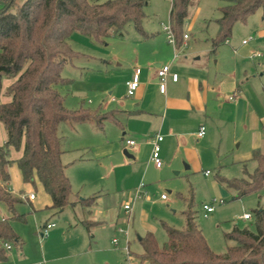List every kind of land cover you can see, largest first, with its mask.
<instances>
[{"label":"crops","instance_id":"obj_1","mask_svg":"<svg viewBox=\"0 0 264 264\" xmlns=\"http://www.w3.org/2000/svg\"><path fill=\"white\" fill-rule=\"evenodd\" d=\"M163 31L168 42L165 39L157 40L155 34L147 33L150 37L142 36L145 41L150 42L145 48L146 51L131 59L119 56L116 52L105 51L99 54V58L82 53L80 57L99 61L100 74L93 75V78L102 85L104 83L101 89L95 91L94 100L99 104L97 109H94L95 104L94 110L84 106L80 108L113 115L101 129L93 122L75 126H83L82 130L91 137V149L99 148L106 153L99 158L104 165L107 159L110 168V174L104 176L105 178L112 174L116 176L118 170H127L124 178V183L127 182L126 190L123 191L121 205L132 202L134 209L131 217L129 218L126 212L127 219L121 218L120 215L109 217L100 210L96 212L99 206L103 207L102 200L109 195L104 188L99 190V184L91 176L81 175L78 183L82 185V190L74 193V183L69 176V170L75 163L87 160L85 154L90 146L77 144L75 151L79 156L72 162H64L65 153L69 151L63 148L65 138L61 134L64 152L61 159L67 166L66 174L70 179L74 198L82 200L99 194L94 206L95 211L92 213L93 220L98 224L91 234L87 232L82 224L86 218L85 209L80 204L71 209L80 206L81 216L76 219H59V226L56 222L45 220L46 218L41 222L35 217L26 227L11 222L20 238V244L5 243L3 247L6 249L5 245L9 244L11 249H7L8 258L0 261V264H148L139 258L143 253L140 241L146 233L151 232L155 236L157 232V227L148 222L145 212L150 204L151 189L157 186V182L166 184V174L171 171H179V174L184 165L187 170L192 169L193 165L198 163L195 153L200 161L203 158L222 167L221 150L217 151L215 157L209 152L210 147L220 149L224 144V153H227L237 144L239 149L244 145L245 154L248 153V156L244 154L233 160L234 164L242 165L243 170L244 166L247 167L245 162L251 160L254 151L262 152L258 140L264 134V59L250 63L248 55L239 50L240 46H234L230 39L220 44L221 46H214L212 41L206 43L202 49L195 50L188 44L189 37H183L180 44L174 47L169 42L164 28ZM124 37L116 36L107 41ZM107 41L101 46L109 47ZM242 44L247 45L244 41ZM260 46L256 43L254 48ZM254 54L256 53L249 58H253ZM163 65H171V74L179 75L176 82L171 75L167 77L164 94L159 90L160 79L157 74L158 68ZM137 68L141 70L140 85L133 96H128L127 83ZM261 72L263 74L259 77ZM232 96L234 99L230 100ZM86 125L88 127H85ZM201 127H205L203 137L198 136ZM158 134L164 138L161 142L160 155L164 162L161 168H157L151 161L152 142ZM129 139L134 140L136 144L128 145L126 141ZM125 150L128 151L129 157L123 154ZM21 156L20 152L18 158ZM252 166L253 170L255 165ZM141 185V197L136 199ZM173 191H169V194ZM26 200L33 202V209L38 207L36 195L35 199L31 200L28 196ZM161 200L163 203H174L169 197ZM191 200L184 199L183 214ZM44 203H47V199ZM106 219L114 220L112 226H106ZM21 222L27 223V218ZM48 224L55 226L43 236V228ZM123 225H127L125 231L119 228ZM107 231L110 232L108 241L105 239L106 235H103ZM116 234H121L123 239L120 247V244H113V240L117 238L112 236ZM14 246L17 249L15 253L12 252ZM126 247L129 248V256L124 251ZM133 247H136L139 253L131 251Z\"/></svg>","mask_w":264,"mask_h":264},{"label":"trees","instance_id":"obj_2","mask_svg":"<svg viewBox=\"0 0 264 264\" xmlns=\"http://www.w3.org/2000/svg\"><path fill=\"white\" fill-rule=\"evenodd\" d=\"M216 20L217 35L213 45L224 43L237 22L246 21L261 11L264 0H223ZM147 0H0V91L2 79L13 81L6 89L9 102L0 103V122L6 131V142L0 146V202L12 213L0 220V261L8 258L5 243L20 244L11 222L24 220L16 211L23 199L14 195L10 186V167L16 162L25 183L37 179L50 196L51 209L62 212L80 204L86 218L82 224L91 234L98 224L92 213L99 195L75 199L66 165L62 162L60 125L93 122L96 127L112 119L113 113L79 108L70 110L58 87L71 80L62 76L64 67L82 54L74 50V35L79 34L98 45L112 37H123L128 24H134L143 37H150L143 27ZM196 0H171L170 25L180 44L181 30ZM22 150V156L10 159V150ZM254 169L244 166V176L217 180L240 199L264 189V153L254 151ZM197 210L192 200L184 212L185 225L175 229L162 223L167 241L160 247L154 234L141 239L148 264H264V205L253 211L256 230L235 226L225 234L228 243L223 254L213 252L196 221Z\"/></svg>","mask_w":264,"mask_h":264},{"label":"rangeland","instance_id":"obj_3","mask_svg":"<svg viewBox=\"0 0 264 264\" xmlns=\"http://www.w3.org/2000/svg\"><path fill=\"white\" fill-rule=\"evenodd\" d=\"M21 1L22 0H20V2ZM224 5L225 2L223 0H196L195 6L190 10L189 19L185 22L181 30L182 36L188 35V44L191 48L195 50L202 49L206 43H212V41L216 39V20L220 17L219 10ZM171 6V0H147L145 7L146 17L143 21V27L146 33H153L157 40L165 39L166 42H168L167 35L163 31V28L170 26L169 15ZM1 8L2 6L0 5V9ZM124 36L123 39L116 38L107 41L110 46L105 47L96 44L86 37L75 34L73 47L75 51L96 58H99V54L105 51L116 52L119 56L131 59L138 54H144L146 51L145 48H147L148 43H150L145 41L142 35L136 31L132 23L128 24L126 27ZM229 39L234 46H240L239 50L244 51L245 54L248 55L250 63L262 61V59H264V17L262 12L258 11L251 16L246 23L237 22L233 27L232 35ZM243 41H247V45H243ZM256 43L261 46L254 48ZM141 45L143 46L140 47ZM257 52H260L262 56L249 58L250 55ZM100 66L98 60L79 58L75 60L73 64H67L64 67L62 76L70 79L71 82L69 85L59 86L58 89L64 97L65 106L68 109L77 110L82 106L90 107L92 110L97 109L99 104H96L94 100L95 91L101 89L104 83L102 85L101 82L93 78V75L100 74ZM262 72L258 74L259 77L263 74ZM12 81L13 80L10 78L3 77L0 91V103L10 101V98L6 96V89ZM94 104L96 105L95 108L93 107ZM60 126V132L65 138L63 148L69 151L65 153L63 158L64 162H72L79 156V153L75 151L77 144L90 146V148H87L85 154L87 160L85 162L75 163L69 170V176L74 183V193L82 190V185L78 183L80 176H91L96 180L95 182L99 184V190L104 188L109 195L107 196L108 198L102 200L103 204L101 206L103 207L101 208L99 206L96 212L100 210L104 215H109V217L120 215L121 218L125 217V219H127L123 206L125 204H130L134 207L132 202L129 203L130 201L121 205L124 198L123 191L126 190L125 184L127 182L124 183V178L127 170H118L116 176L112 174L110 177L105 178L110 174V168L107 159H105L106 166L99 161V158L105 156L106 153H103L99 148L91 149L93 145L90 140L91 137L82 130L83 126L77 125L75 129H73L74 127L71 128L68 123H63ZM85 127L88 126L86 125ZM5 139L6 131L3 124L0 122V146L5 145ZM258 142L260 143L259 149L264 153V134ZM238 147V144L231 147L230 151L227 153H224V144L220 149L219 147L218 149L217 147H210L208 149L215 157L217 156V151L219 152V150H221L220 159H222V167H219L218 164H214L215 162L211 163L205 161L203 158L200 161L198 154L194 152L198 163H196L195 166L193 165L192 169L187 170L184 165L183 171L179 174H177L179 171L168 172L165 176L168 182L166 184L157 182V186L151 189L150 204L147 205L145 212L148 222L157 227L155 238L160 247L164 246L167 241V234L162 223L175 229H182L185 225V216L183 214L185 206L183 201L186 198L191 200V197L194 202V207L198 211L196 214V221L201 227L211 250L216 254H223L225 252L228 243L224 236L226 233L231 232L235 226L239 228H248L252 231L256 230L253 211L257 208L259 203L264 205V189L259 193H252L243 198L236 199L234 198V194L228 191L217 180V176L227 179L241 178L244 176L243 166L233 163V160H237L239 156H244L245 154L244 145L243 148L239 149ZM20 152L22 154V150H15L12 148L10 150V159L16 160L18 156H20ZM245 155L248 156V153ZM245 164L251 172L254 162L248 159ZM207 170L210 172L209 175L205 174ZM10 177V186L14 195L23 199L22 203L17 204L16 211L20 215H25L27 218V223L21 222V220H15L14 222L12 221L13 224L26 227L31 223L32 218L35 217L38 218L39 221L41 220V222L46 218L45 220L56 222L59 226V219L64 217L76 219L77 216H81L82 209L80 206L74 210L68 208L62 213L51 209L50 196L45 192L42 184L37 179L32 183H25L16 162H13L10 167ZM89 182H91V180ZM171 190L174 191L172 194H169ZM32 193L38 197V207L36 209H33V202L25 201V198ZM162 193L172 198L174 203H163L161 200ZM45 199H47V203H44ZM204 205H212L214 207V211L207 217L204 215ZM244 214H250L251 219L244 220ZM5 217L10 219L12 213L0 202V220H3ZM106 221L107 227L112 226L114 222L112 219H106ZM119 228L125 231L127 225H123ZM103 235H106L105 239L108 241L110 232H104ZM112 237L117 238L120 247L123 240L121 234H116ZM135 239L137 242L136 237ZM16 250L14 246L12 252L15 253ZM131 251L139 253L136 247H133Z\"/></svg>","mask_w":264,"mask_h":264},{"label":"built area","instance_id":"obj_4","mask_svg":"<svg viewBox=\"0 0 264 264\" xmlns=\"http://www.w3.org/2000/svg\"><path fill=\"white\" fill-rule=\"evenodd\" d=\"M164 29L168 34L169 42L173 45H176V37H175V34L172 30L171 25L169 27H164ZM187 38H188V35H184V39H187ZM244 43H247V41H244ZM261 56L262 55L260 53H256L253 55V57H261ZM175 57H177V55ZM140 74H141V70L139 68L135 69V73H134L132 79L127 83V95L128 96H133L136 93V91L138 90L139 85H140ZM157 74H158V77L160 79L159 90L162 94H164L166 92V79L169 75H171L173 81H175V82L178 81V78H179L178 74H176V73L171 74V65L160 66L158 68ZM232 99H234L233 96L230 97V100H232ZM204 135H205V127H201L198 136L203 137ZM163 140H164L163 136L158 134L154 137L153 142H152L153 150H152V154H151V161L154 163V165L157 168H161L164 164V162L161 158V155H160V153H161V142ZM126 142L130 146H134L136 144L135 141L132 139H129ZM209 173L210 172H206V174H209ZM142 188H143V185H141L140 189L137 191L136 199L141 197V189ZM161 198L165 200L167 198V195L163 194V195H161ZM29 199H31V200L35 199V194H31L29 196ZM123 208H124V211L126 212L127 216L130 218L131 214H132L133 207L130 204H125L123 206ZM203 210L205 212V214H204L205 217H207L209 214H211L214 211V207L212 205H204ZM243 218L245 220H249V219H251V215L245 214ZM54 226H55V224L46 225L43 228V233H42L43 236H45L48 233V231L51 228H53ZM113 244H114V246H118V244H119L118 240L114 239ZM5 247L8 250L11 249V246L9 244L5 245ZM124 251L129 256V254H130L129 248L126 247L124 249Z\"/></svg>","mask_w":264,"mask_h":264},{"label":"water","instance_id":"obj_5","mask_svg":"<svg viewBox=\"0 0 264 264\" xmlns=\"http://www.w3.org/2000/svg\"><path fill=\"white\" fill-rule=\"evenodd\" d=\"M123 154H124L126 157H129V156H130L127 150H125V151L123 152Z\"/></svg>","mask_w":264,"mask_h":264}]
</instances>
